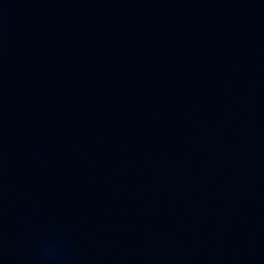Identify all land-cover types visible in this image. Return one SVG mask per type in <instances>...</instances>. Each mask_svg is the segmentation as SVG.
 Returning a JSON list of instances; mask_svg holds the SVG:
<instances>
[{
	"label": "water",
	"instance_id": "obj_1",
	"mask_svg": "<svg viewBox=\"0 0 264 264\" xmlns=\"http://www.w3.org/2000/svg\"><path fill=\"white\" fill-rule=\"evenodd\" d=\"M0 264H264V0H0Z\"/></svg>",
	"mask_w": 264,
	"mask_h": 264
},
{
	"label": "clouds",
	"instance_id": "obj_2",
	"mask_svg": "<svg viewBox=\"0 0 264 264\" xmlns=\"http://www.w3.org/2000/svg\"><path fill=\"white\" fill-rule=\"evenodd\" d=\"M44 255L48 257L49 259H55L56 258V248L55 246H48L44 250Z\"/></svg>",
	"mask_w": 264,
	"mask_h": 264
}]
</instances>
